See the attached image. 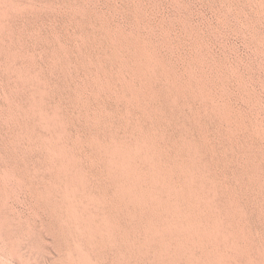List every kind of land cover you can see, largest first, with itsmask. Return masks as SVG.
<instances>
[{"label": "rangeland", "instance_id": "obj_1", "mask_svg": "<svg viewBox=\"0 0 264 264\" xmlns=\"http://www.w3.org/2000/svg\"><path fill=\"white\" fill-rule=\"evenodd\" d=\"M84 263L264 264V0H0V264Z\"/></svg>", "mask_w": 264, "mask_h": 264}, {"label": "bare ground", "instance_id": "obj_2", "mask_svg": "<svg viewBox=\"0 0 264 264\" xmlns=\"http://www.w3.org/2000/svg\"><path fill=\"white\" fill-rule=\"evenodd\" d=\"M9 4V3H8ZM2 17V16H1ZM143 47V46H142ZM151 65V64H150ZM130 66V65H129ZM144 72V71H143ZM147 80V79H146ZM111 83V82H110ZM132 87V86H131ZM140 92V91H139ZM136 93V92H135ZM148 94V93H147ZM193 94V93H192ZM136 95V94H135ZM139 97V96H138ZM43 114V113H42ZM243 135V134H242ZM203 136V135H202ZM56 169V168H55ZM19 177V176H18ZM74 208V207H73ZM79 255V254H78ZM90 256V255H89ZM69 258H71V257H69ZM81 260H82V258H81ZM67 261V260H66ZM261 263V262H260ZM85 264V263H84ZM255 264V263H254Z\"/></svg>", "mask_w": 264, "mask_h": 264}]
</instances>
